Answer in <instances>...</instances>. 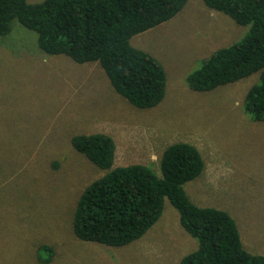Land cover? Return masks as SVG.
<instances>
[{"label":"rangeland","instance_id":"374dc122","mask_svg":"<svg viewBox=\"0 0 264 264\" xmlns=\"http://www.w3.org/2000/svg\"><path fill=\"white\" fill-rule=\"evenodd\" d=\"M248 29L203 0H188L173 18L135 34L131 43L167 72L163 100L139 108L113 88L97 61L46 53L37 32L14 19L0 34V264H178L197 248L168 200L157 222L129 244L76 236L78 199L106 170L71 138L97 131L115 140L114 166L143 163L159 175L169 144L196 145L205 168L185 183L188 195L227 210L245 248L264 254V120L243 108L259 72L207 91L193 90L185 79ZM42 244L52 248L47 262Z\"/></svg>","mask_w":264,"mask_h":264},{"label":"trees","instance_id":"16d2710c","mask_svg":"<svg viewBox=\"0 0 264 264\" xmlns=\"http://www.w3.org/2000/svg\"><path fill=\"white\" fill-rule=\"evenodd\" d=\"M188 0H0V34L13 20L38 34L48 54H65L79 63L97 61L113 88L139 108L157 106L165 97L167 72L150 52L131 43L140 32L173 18ZM237 23L249 25L238 40L213 51L186 74L196 91L259 72L243 102L254 120H264V0H203ZM72 145L106 172L82 191L74 210L76 236L109 246L142 237L160 218L168 200L179 212L197 248L178 264H264V254L245 248L234 217L225 209L195 203L185 183L199 176L205 162L188 141L169 144L161 155L159 175L150 165L114 166L116 143L106 132L78 133ZM51 260L52 248L42 244Z\"/></svg>","mask_w":264,"mask_h":264}]
</instances>
